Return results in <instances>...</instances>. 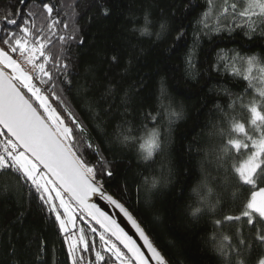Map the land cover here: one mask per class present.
I'll return each mask as SVG.
<instances>
[{
	"label": "trees",
	"instance_id": "obj_1",
	"mask_svg": "<svg viewBox=\"0 0 264 264\" xmlns=\"http://www.w3.org/2000/svg\"><path fill=\"white\" fill-rule=\"evenodd\" d=\"M43 2L54 6L53 19L69 26L53 29L51 50L60 56L61 64L68 65L66 75L53 73L56 95L84 125V139L99 149V156L91 149L86 155L96 165L103 188L124 204L167 264H229L218 250L225 234L241 247L247 264H254L264 254L255 229L242 227L245 245L241 246L236 235L241 225L218 228L214 223L224 215L239 214L243 194L235 202L225 194L215 212L204 207L193 215V209L202 207L201 197L208 188L213 189L212 202L222 191L219 182L224 172L215 160V149L222 141L214 135L215 126L222 123L221 109L229 111L228 105L248 88V81L232 74L231 59L220 57L239 53L257 56L264 63V28L249 34L246 28L214 30L223 0H214L208 28L199 23L207 0ZM39 4L40 0H27L24 7L37 13V26L49 22ZM19 7L18 0H0V16ZM145 17L150 21L147 25ZM161 23L167 30L158 38ZM229 23L221 21V25ZM145 27L150 34H141ZM73 32L75 40H58L59 35ZM190 53L191 66L187 63ZM235 66L242 72L247 67L240 61ZM253 94L249 89L245 99ZM57 103L53 100L54 106ZM229 114L241 116L238 103ZM151 129L159 133L161 147L145 160L140 138L146 139ZM125 135L136 140L124 141ZM76 215L75 227L68 225L72 239L83 228L85 240L95 242L100 250L99 232L90 231L98 226L79 209ZM77 255L84 256V264L95 260V252H84L83 244ZM230 259L235 264V255ZM0 264H72L65 233L59 231L54 214L14 176H0Z\"/></svg>",
	"mask_w": 264,
	"mask_h": 264
},
{
	"label": "snow or ice",
	"instance_id": "obj_2",
	"mask_svg": "<svg viewBox=\"0 0 264 264\" xmlns=\"http://www.w3.org/2000/svg\"><path fill=\"white\" fill-rule=\"evenodd\" d=\"M18 2L20 7L15 12L8 10L0 16V176H14L23 181L29 194H35L48 212L54 214L59 231L65 233L72 264H84V256L77 255L80 244H83L84 252H95V260H89L88 264H167L124 204L104 192L103 184L97 178V167L86 155L91 149L99 156V149L84 139V125L56 95L53 73L66 75L68 65L61 64L60 56L54 55L50 46L53 45L52 35H55L53 29L58 25L67 29L68 24L53 19L54 6L40 0L39 7L49 22L37 26V13L24 11L27 0ZM207 3L208 8L199 21L204 28L209 27L207 21L215 7L214 0H207ZM104 12L107 14V9ZM214 19L216 31L223 26L230 32L235 28H246V34L254 33L257 28H264V0H223ZM222 20L230 23L221 25ZM149 22L145 17V24ZM166 30L167 25L161 23L157 37ZM141 34H150L148 28L142 29ZM182 36L180 33L177 39ZM75 39L74 32L67 37L58 36L62 43ZM220 59H231L232 74L248 81V88L228 105L229 111L221 109L222 123L215 126L214 135L222 141L215 149L217 168L224 172L219 182L222 191L215 194V202H212L213 189L208 188V194L201 197L202 207L194 208L193 215L201 213L204 207L215 212L225 194H230L234 202L243 194L239 214L224 215L214 223L218 228L229 223L241 225L236 231L241 246L245 245L242 227L255 229V239L264 246V63L257 56L241 57L239 53ZM237 61L247 65L243 72L235 66ZM187 63L192 64L191 53ZM255 81L261 86L257 87ZM249 89L254 94L245 99ZM53 100L59 103L54 106ZM237 103L241 112L239 117L229 114L235 111ZM244 113L247 115L243 116ZM140 139L143 141L139 145L143 159L149 160L160 150L159 133L151 129L147 139ZM135 140L136 137L124 136V141ZM106 174L112 176L111 171ZM155 184L153 180L152 186ZM203 186L207 187L206 181ZM95 197L117 208L142 243L93 202ZM77 209L98 226L90 227V231L99 232L100 250H96L95 242L90 244L85 240L83 228L79 229L81 235L72 239L74 233L70 232L68 225L75 227ZM218 250L228 258L229 264L232 255L236 257L235 264H247L241 247L234 246L229 235L222 236ZM254 264H264V254L259 255Z\"/></svg>",
	"mask_w": 264,
	"mask_h": 264
},
{
	"label": "water",
	"instance_id": "obj_3",
	"mask_svg": "<svg viewBox=\"0 0 264 264\" xmlns=\"http://www.w3.org/2000/svg\"><path fill=\"white\" fill-rule=\"evenodd\" d=\"M104 192L108 195H110L105 188H103ZM114 198V197H113ZM115 199V198H114ZM93 202L97 203L99 207H101L103 210L108 212L114 219L117 220L118 223L121 224L122 227L125 228L127 232H129L130 235H133L134 238L138 240L139 243H142V241H139L138 234L135 233V229L132 228L130 222L127 220L126 217L123 216L122 213H119V210L115 208L113 205L108 204L106 200H103L99 197L93 198ZM90 219V218H89ZM94 223V222H93Z\"/></svg>",
	"mask_w": 264,
	"mask_h": 264
},
{
	"label": "rangeland",
	"instance_id": "obj_4",
	"mask_svg": "<svg viewBox=\"0 0 264 264\" xmlns=\"http://www.w3.org/2000/svg\"><path fill=\"white\" fill-rule=\"evenodd\" d=\"M254 74H256V73H254ZM255 83H256V85L261 86L260 83H259V81H255Z\"/></svg>",
	"mask_w": 264,
	"mask_h": 264
}]
</instances>
